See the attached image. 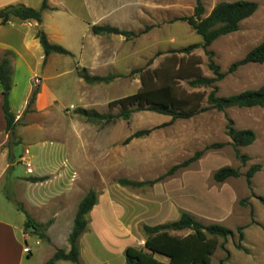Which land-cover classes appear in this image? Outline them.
<instances>
[{
	"label": "rangeland",
	"instance_id": "1",
	"mask_svg": "<svg viewBox=\"0 0 264 264\" xmlns=\"http://www.w3.org/2000/svg\"><path fill=\"white\" fill-rule=\"evenodd\" d=\"M43 1L28 0V4L40 8ZM47 1L48 9H54V14L68 23L83 20L90 27L109 25L138 35L127 38L92 32L84 38L86 47L80 52L61 56L67 59L61 70L67 71L49 80L58 97L54 109L38 112L32 109L33 103L20 115L13 135L4 144L13 165L0 182V218L17 222L26 221L28 216L39 217L33 209L27 216L18 207L27 210L29 201L37 194L31 186L37 188L39 181L60 176L71 161L77 167H70L71 171L75 170L77 175L71 194L67 192L64 201H78L90 189L98 194V204L87 215L91 229L80 243L84 264H127L125 247H143L140 243L147 238L145 224L171 222L184 211L205 225L218 223L234 231L231 237L219 238L211 264H264V107L233 106L219 110L211 106L206 96L204 110L191 118L173 119L141 108L126 120L119 115L120 106H110L111 101L141 88L142 69L156 68L171 50L203 44L202 36L187 20L197 17V0ZM200 1L204 6L202 17H206L219 2L237 0ZM254 1L259 4L257 11L243 20L237 31L218 37L206 49L199 46L192 50V55L199 57L205 76H216L210 61L218 64L225 76L212 86L194 88L189 80H182L181 87L188 92L205 91L207 95L217 87V96H229L264 85V63L244 64L229 72L234 62L264 41V0ZM77 66L86 67L92 75L116 77L110 82L88 83L79 77ZM35 87L39 89L37 79ZM79 108L110 113L114 118L89 119L77 112ZM230 120L236 129L254 130L255 141L235 147L227 134ZM142 129L151 131L129 139ZM26 148L32 171L21 160ZM58 158L64 163L61 172L37 173V169L55 165ZM255 164L260 169L248 181L247 172ZM225 166L235 168L238 175L215 180V172ZM17 177L24 178L17 182ZM124 178L157 181L135 187L121 185L119 180ZM102 208L111 216L109 226H105ZM39 215L47 213L42 210ZM39 226L44 229V224ZM169 231L179 236L191 232ZM40 247L34 246L33 257L24 264H41Z\"/></svg>",
	"mask_w": 264,
	"mask_h": 264
},
{
	"label": "trees",
	"instance_id": "2",
	"mask_svg": "<svg viewBox=\"0 0 264 264\" xmlns=\"http://www.w3.org/2000/svg\"><path fill=\"white\" fill-rule=\"evenodd\" d=\"M259 4L254 0L222 1L216 4L210 14L202 17L204 6L200 0H197L196 18H187L189 24L203 38V44H191L178 50H171L170 55L165 58L156 68H145L141 70V88L133 93L110 102L111 107L120 106L119 115L124 119H130L136 109L147 108L152 111L169 115L173 119L191 118L204 110L202 103L207 96L208 102L213 108L224 110L229 107H264V85L259 89L245 90L229 96H217L216 89L208 95L205 91L194 90L186 91L181 87L182 80H189V84L198 88L201 86H212L216 81L222 79L225 73L214 61H210V68L215 77H207L203 74L200 67V59L192 55V50L196 47H209L218 37L235 32L239 29L240 23L252 16L258 9ZM50 8L48 1L44 0L40 8L26 6L24 4H10L0 9L1 23H7L12 16L22 20H36L42 23L44 10ZM94 34H120L127 38L138 35L134 31L121 30L118 27L109 25L94 24L91 27ZM37 37L42 44L46 57L51 53L74 56V54L65 46L51 42L47 33L42 27L37 29ZM212 55V51H207ZM13 53L6 51L4 56L0 55V84L3 87V110L6 118V132L9 137L13 135L14 129L18 124L16 114L13 112L10 104V93L13 88L14 67L12 64ZM248 63H264V41L250 50L244 58L234 62L229 72L235 71L239 66ZM79 77L86 82H110L116 76L113 74L102 76L92 75L86 67L77 66ZM39 89L35 87L32 91L27 109L35 102ZM27 111V110H26ZM78 113L89 119H101L111 121L114 116L110 113H100L94 109L79 108ZM150 129H142L134 133L129 139L150 133ZM227 134L232 138L235 147L245 146L253 143L256 139V133L252 129H236L233 121L230 120L227 125ZM200 153H198L199 155ZM247 159V155L242 156ZM259 164L251 166L247 172L248 181L252 178ZM238 171L230 166L218 169L214 178L217 181H224L228 177L237 176ZM42 178H33L37 181ZM157 181V180H155ZM155 181H135L130 179H120L119 183L124 186H139L144 184H153ZM98 202V194L90 189L80 201L72 231L68 242L71 249L67 252L64 249H58L54 256L45 264H54L59 259L71 260L74 263L79 260L78 241L80 236L87 228L86 215ZM26 215L27 212L21 208ZM28 216L26 225L40 230L39 224ZM144 232L147 234L145 246H128L125 250V259L127 264H211L212 256L219 246V238L224 239L233 236L234 231L222 224L213 223L205 225L197 221L189 212H182L180 217L174 221L156 225L145 224ZM170 229L182 230L190 229L191 232L184 236L170 233ZM243 228L239 229L240 238H243ZM41 236L44 235L41 233ZM242 248L241 245H239ZM161 254L169 258L168 262L161 261L157 255Z\"/></svg>",
	"mask_w": 264,
	"mask_h": 264
},
{
	"label": "crops",
	"instance_id": "3",
	"mask_svg": "<svg viewBox=\"0 0 264 264\" xmlns=\"http://www.w3.org/2000/svg\"><path fill=\"white\" fill-rule=\"evenodd\" d=\"M18 3L29 6L28 0H0V9L7 5ZM52 5L51 7H53ZM38 27L44 29L51 42L65 46L73 54H77L83 47H86L84 38L88 34L92 35L90 25H86L83 20L78 24L68 23L60 15H55L54 9H46L44 11L41 24L36 20H22L15 16H12L7 23L2 24L0 18V55L6 51L13 53L14 77L13 88L10 93V104L13 112L16 114L17 120L26 111L36 79L39 80V92L32 109L42 113L46 112V110H53L58 102V97L49 86V80L59 77L67 71L66 68L61 70L62 64L65 63L66 65L67 62V59H62L61 56L66 55L51 53L46 57L44 48L37 37ZM72 70L76 71V67ZM8 138L6 118L3 110V87L0 84V182L6 178L7 171L12 169L13 165L12 160L11 162L9 161V150L4 146ZM59 159L55 162V165L53 164L47 167V169H37V173L41 172V175H54L58 170L61 172V167L64 163L62 159ZM70 167H76V165H73L70 161V164L64 168L60 176L56 174L57 176L39 181L40 185L38 184L37 188L31 186V188L37 190V194L29 201L28 205L30 207H26L27 210H24L27 214H30L32 209L39 214L42 210L47 213V216L43 215L41 217L39 214V217L33 215L36 223L39 225L44 224L43 230L36 231L32 227H28L24 220L15 222L0 218V264H24L26 260L28 261L33 257L35 245L41 246L39 248L42 254L41 264L48 262L58 249H64L67 252L71 249L68 238L74 226L78 205L85 194L78 201L72 199L70 201L66 200L69 202L65 203L66 193L69 192L68 194H71L70 191L74 186L73 181L77 175L76 171H71ZM23 178L17 177V182H21ZM45 187L47 189H44ZM53 198H56L55 202L52 201ZM103 208L101 210H104L102 214L106 216L104 223L106 224L105 226H109L111 216L108 214L109 211ZM87 215V228L78 241L80 252L79 264H84L82 262V247L80 243L85 234L91 229L92 224ZM119 217L120 215L117 213L115 218L118 219ZM45 219H52L53 221L51 223ZM41 233L44 235L43 237ZM133 234L135 235V232ZM134 237L136 238V235ZM45 244H48L49 247ZM128 246H134V244H128L125 250ZM157 258L164 262L169 261L168 257L161 254H158ZM54 264L78 263H74L71 260L59 259Z\"/></svg>",
	"mask_w": 264,
	"mask_h": 264
},
{
	"label": "built area",
	"instance_id": "4",
	"mask_svg": "<svg viewBox=\"0 0 264 264\" xmlns=\"http://www.w3.org/2000/svg\"><path fill=\"white\" fill-rule=\"evenodd\" d=\"M28 154H29V150L26 149L25 151V155H23L21 157V160L25 163L28 171H32L33 170V164L32 162L29 160L28 158ZM142 246H145V240H142L141 243H140Z\"/></svg>",
	"mask_w": 264,
	"mask_h": 264
}]
</instances>
